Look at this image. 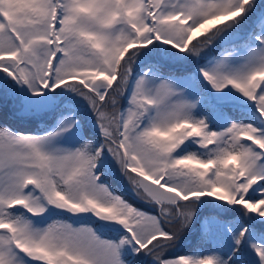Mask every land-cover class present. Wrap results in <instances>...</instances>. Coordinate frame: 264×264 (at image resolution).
Instances as JSON below:
<instances>
[{
	"label": "snow or ice",
	"instance_id": "1",
	"mask_svg": "<svg viewBox=\"0 0 264 264\" xmlns=\"http://www.w3.org/2000/svg\"><path fill=\"white\" fill-rule=\"evenodd\" d=\"M0 264H264V0H0Z\"/></svg>",
	"mask_w": 264,
	"mask_h": 264
},
{
	"label": "trees",
	"instance_id": "2",
	"mask_svg": "<svg viewBox=\"0 0 264 264\" xmlns=\"http://www.w3.org/2000/svg\"><path fill=\"white\" fill-rule=\"evenodd\" d=\"M191 243H192V241L186 242V244H185V250H187V248L191 245Z\"/></svg>",
	"mask_w": 264,
	"mask_h": 264
}]
</instances>
